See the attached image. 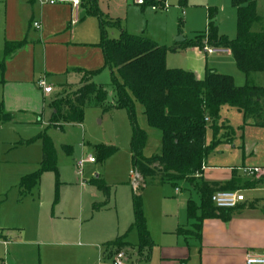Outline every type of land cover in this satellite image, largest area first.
Returning <instances> with one entry per match:
<instances>
[{
  "label": "rangeland",
  "instance_id": "rangeland-1",
  "mask_svg": "<svg viewBox=\"0 0 264 264\" xmlns=\"http://www.w3.org/2000/svg\"><path fill=\"white\" fill-rule=\"evenodd\" d=\"M136 1L97 0V3L103 17L120 20L128 33L144 35L165 46L168 67L195 71L203 76L205 70L211 68L231 75L238 86L246 84V76L238 69L232 54H207L204 46L191 45L198 34L207 30L209 8L217 10L219 34L230 39L236 37L237 8L232 0H186V4L180 3V0H160L156 10L152 5L144 7ZM257 12L263 17L264 26V0H257ZM80 20L95 22V35L99 42V18L86 15L82 10ZM107 31L110 37L120 36L117 27H107ZM76 35L86 39L90 37L88 41H92L88 30L77 31ZM179 36L184 40L178 41ZM205 42L204 39L202 43ZM96 50H90L88 59L93 63L99 61L102 67L93 75V80L106 85L112 98L111 77L112 71L115 74L116 71L103 66V55H97ZM253 81L262 85L264 78L263 81L255 78ZM57 93L56 88L46 98L41 119H36L33 124L16 123L13 115L9 120L13 121L11 123L0 121V226L7 227L4 232L10 238L7 245L0 244V264H114L113 260L119 252L124 255L123 264H162L161 249L168 242L167 238H160L158 232L162 226L168 228L175 223V227L179 217L185 221L188 218L187 199L192 197L199 204L198 192L186 181L176 185L165 183L146 187L141 193L142 211L153 245L151 249L141 247L138 230L132 227V125L127 111L86 106L81 122L64 123L61 127L49 126L50 101ZM2 111L10 114L4 108ZM136 115L139 127L148 133L144 154L158 153L161 148L159 130L147 124L139 104H136ZM214 124L220 127L227 125L234 130L236 147L220 144L214 148L208 158L211 167L204 172L205 180L219 181L224 173L231 175L238 162L239 165L244 161L246 166H253L251 163L259 164L264 160V127L245 120L242 111L225 105L218 116L209 117L208 144L213 140ZM42 132H46L54 142L58 170L43 171L38 184L22 195L18 173L23 171L27 175L38 171L42 160L41 141L25 142ZM226 133L220 130L217 138ZM65 145L72 147L70 154L66 152ZM103 148H114V151L99 159ZM89 155L97 161H84ZM80 160L84 161L82 165H79ZM237 173L248 176L240 168ZM97 174L110 187L108 200L91 182ZM177 185L180 192L175 191ZM244 193L249 196L252 192L244 190ZM40 218L43 229L38 221ZM57 227H62L67 233H51ZM118 238L124 244L108 245Z\"/></svg>",
  "mask_w": 264,
  "mask_h": 264
},
{
  "label": "trees",
  "instance_id": "trees-1",
  "mask_svg": "<svg viewBox=\"0 0 264 264\" xmlns=\"http://www.w3.org/2000/svg\"><path fill=\"white\" fill-rule=\"evenodd\" d=\"M160 0H144L142 6L157 5ZM237 8V35L228 38L219 34L216 23L217 10H209L208 27L205 33L198 34L191 45L202 47L206 44L229 49L237 67L247 79L243 86L236 85L231 75L207 68L203 77L193 71L171 68L166 64L167 48L144 35L128 33L121 21L103 17L97 0H80V7L86 15L99 18L101 37L96 44L102 50L104 66L112 71L111 84L114 94L104 84L96 83L93 75L99 70L84 71L81 82L76 86H66L50 103L52 113L49 126H62L64 123L81 122L86 106H98L105 110L125 109L132 125L131 156L133 170L141 177L134 189V222L132 227L139 233L140 246L150 248L153 239L147 228L142 211L141 193L148 186L186 181L199 194L200 203L188 200V215L195 220L198 231L205 218L222 217L228 219L234 209L218 208L211 197L217 190H237V181L220 184L203 180L200 175L213 149L220 143L217 136L223 126L213 125V140L206 141V117L218 116L221 107L227 105L241 110L245 120H252L258 127H264V82L257 85L255 74L264 78V29L255 30L254 26L261 17L257 12V0H232ZM107 27L120 30L118 38L108 35ZM25 44L22 41H6L5 61ZM80 70V69H78ZM136 104L142 108L147 124L159 130L161 148L158 153L145 155L148 133L140 128L136 115ZM0 104V121H9ZM225 128V127H224ZM39 139L42 144L41 167L38 171L21 178L19 187L22 195L30 192L39 182L43 171L57 172L56 150L52 138L39 133L27 140L31 143ZM70 154L72 147L64 146ZM114 148L101 149L99 159H104ZM97 161V159L95 158ZM97 188L110 198V187L98 175L91 180ZM182 229L179 228L178 232ZM124 244L121 238L108 245Z\"/></svg>",
  "mask_w": 264,
  "mask_h": 264
},
{
  "label": "crops",
  "instance_id": "crops-1",
  "mask_svg": "<svg viewBox=\"0 0 264 264\" xmlns=\"http://www.w3.org/2000/svg\"><path fill=\"white\" fill-rule=\"evenodd\" d=\"M180 3L186 4V0H180ZM79 7L80 5L73 6L70 1L50 4L38 0H0V104L6 112L13 115V121L16 123L33 124L37 122L36 119L39 121L44 101L56 91V88L58 95L66 86L78 85L84 76V71L93 72L102 67L99 61L93 63L88 59L90 50L98 49L97 55L103 53L96 45L98 37L95 35L97 34L95 22L80 20L82 8ZM260 17V21L254 26L255 30L264 29L263 17ZM35 22L40 24L39 28L35 27ZM82 30L91 32L92 41H88L90 37H87L88 39L77 37L76 32L80 33ZM22 40H25V44L5 61L2 69L6 41ZM217 53L232 54L229 49H219ZM193 72L198 77H203ZM42 77L53 87L52 92L46 93L38 85V80ZM254 78L263 81L262 74H255ZM56 96L52 97L51 101ZM247 121L254 125L251 119ZM221 130L227 133L220 139L218 134L217 139L220 143L217 146L225 144L235 148L234 130L227 125H223ZM239 163L236 164L237 168L232 170L231 175L224 173L219 181L208 180V182L224 184L235 179L237 190L242 193L244 190L251 191V195L247 196L244 193L245 200L231 211L228 219L220 216L205 218L197 232L195 220L189 215L185 221L177 217L175 227L173 226L175 223L168 228L162 226L158 235L160 238H167L168 242V245L161 249L162 264H247L248 254H264V175L254 177L245 173L248 176L244 177L237 171L239 168L244 171L248 166L244 161L242 165ZM251 164L264 166V160L259 164ZM209 167L211 165L207 159L202 173L198 175L203 180H205L204 172ZM226 167L231 169L229 165ZM18 174L21 176V181L25 174L23 171ZM175 191H181L178 185ZM38 221L43 229L42 219ZM6 228L5 225L0 226V244L10 243V238L4 232ZM179 228L182 229V233L178 232ZM51 231L53 234L67 233L62 227Z\"/></svg>",
  "mask_w": 264,
  "mask_h": 264
},
{
  "label": "built area",
  "instance_id": "built-area-1",
  "mask_svg": "<svg viewBox=\"0 0 264 264\" xmlns=\"http://www.w3.org/2000/svg\"><path fill=\"white\" fill-rule=\"evenodd\" d=\"M41 3H50L55 4L57 2H68L70 1L73 6L78 7L80 5V0H38ZM137 3L141 4L144 2V0H137ZM152 8L154 10L157 9V5H152ZM35 27H40V24L38 22H35ZM204 51L207 53H214L219 51L218 48H214L211 46H208L206 43H204L203 47ZM38 85L43 89L44 92L50 93L53 90V87L47 83V81L44 78H41L38 80ZM209 117H206V121L208 122ZM84 161H90L95 162V157L92 155H89L87 159ZM83 160L79 161V165H82L84 162ZM245 173H247L250 176L254 177H260L264 175V166H248L244 168ZM131 174L134 176V182L133 186L136 187L138 184V180L140 178V175L135 171L132 170ZM213 203L218 208H225V209H235L239 206L240 203H242L245 200L244 194L239 190H217L212 194L211 197ZM124 255L122 252L117 253V255L114 258V264H123ZM246 263L247 264H264V254H255L250 253L246 257Z\"/></svg>",
  "mask_w": 264,
  "mask_h": 264
},
{
  "label": "water",
  "instance_id": "water-1",
  "mask_svg": "<svg viewBox=\"0 0 264 264\" xmlns=\"http://www.w3.org/2000/svg\"><path fill=\"white\" fill-rule=\"evenodd\" d=\"M177 40H178V41H183L184 38H182L181 36H179V37L177 38Z\"/></svg>",
  "mask_w": 264,
  "mask_h": 264
}]
</instances>
